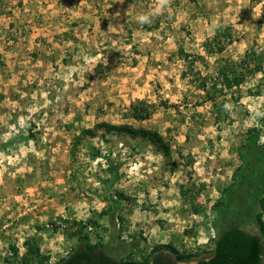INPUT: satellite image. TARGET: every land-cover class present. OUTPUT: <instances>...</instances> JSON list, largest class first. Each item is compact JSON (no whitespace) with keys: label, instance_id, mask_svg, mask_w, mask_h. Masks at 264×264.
Wrapping results in <instances>:
<instances>
[{"label":"rangeland","instance_id":"obj_1","mask_svg":"<svg viewBox=\"0 0 264 264\" xmlns=\"http://www.w3.org/2000/svg\"><path fill=\"white\" fill-rule=\"evenodd\" d=\"M226 28L233 43L207 57L203 44ZM179 48L204 58L194 64L202 77L215 73L216 59L238 62L248 52L249 69H261L218 99L227 114L215 116ZM137 101L150 105L148 120L126 118ZM99 123L158 136L168 154L148 137L103 130L73 145ZM253 128L263 142L264 0H0V264H18L10 247L21 257L33 236L57 263L76 243L71 222L96 221L85 230L90 243L107 242L113 227L99 218L98 182L106 162L92 160L90 147L121 164L112 190L122 195L115 231L122 227L127 250L171 244L195 260L210 257L212 207Z\"/></svg>","mask_w":264,"mask_h":264},{"label":"trees","instance_id":"obj_2","mask_svg":"<svg viewBox=\"0 0 264 264\" xmlns=\"http://www.w3.org/2000/svg\"><path fill=\"white\" fill-rule=\"evenodd\" d=\"M232 43V33L230 28H226L207 39L203 48L207 57L219 56ZM177 53L189 68L188 74L193 78L189 79L190 83L195 90L202 93L196 96L212 105L213 111H217L215 116L227 114L225 104H218V99L225 98L233 89L241 87L249 75L261 69L260 63L249 69L254 55L248 52L238 62L231 59H216L215 73L213 75L207 73L202 77L201 71L194 69L196 62H204L202 56L190 55L182 48H179ZM188 74L182 73L181 78H187ZM230 99L237 100L232 96ZM151 115L150 105L144 101H137L130 106L126 118L142 122L148 120ZM99 130L108 134H127L133 138L148 137L164 155L169 151L158 136H151L146 131L133 129L127 125L115 126L106 123L96 124L93 129L82 130L80 136L74 138L73 145L78 144L84 135L96 137ZM259 137V132L255 128L247 130L245 142L236 151L240 165L231 175V183L220 191L221 197L212 207L216 235L212 241L211 255L197 260L194 255L179 252L171 244L157 245L149 253H145V250L138 251L137 243L127 250V247L118 241L123 229L121 227L115 231V221L123 222V218L115 213L120 208L122 195L112 189L121 180L122 175L119 173L121 164L113 162L110 157H105L90 147L89 156L92 160L103 158L106 162L104 173L107 177L98 181L105 194L101 200L106 204V209L99 214V218L109 216L113 231L104 245L102 243L93 245L85 230H91L97 224L96 221L71 222V227L77 228L67 234V237L75 238L76 243L67 256L54 264H264V141L260 142ZM23 246L25 252L21 257L16 247H10L11 256L18 260V264H52L50 257L41 253L36 236L27 239ZM164 251L171 254V258L165 255ZM137 254H140V259L136 258Z\"/></svg>","mask_w":264,"mask_h":264},{"label":"clouds","instance_id":"obj_3","mask_svg":"<svg viewBox=\"0 0 264 264\" xmlns=\"http://www.w3.org/2000/svg\"><path fill=\"white\" fill-rule=\"evenodd\" d=\"M169 2H170V0H158L160 7L167 5ZM139 21L141 24L150 23L149 17L147 15L140 16Z\"/></svg>","mask_w":264,"mask_h":264},{"label":"built area","instance_id":"obj_4","mask_svg":"<svg viewBox=\"0 0 264 264\" xmlns=\"http://www.w3.org/2000/svg\"><path fill=\"white\" fill-rule=\"evenodd\" d=\"M52 263V262H51ZM52 264H54V263H52Z\"/></svg>","mask_w":264,"mask_h":264}]
</instances>
